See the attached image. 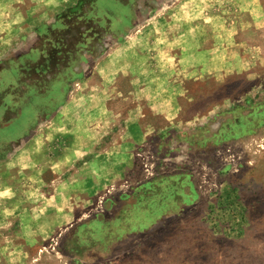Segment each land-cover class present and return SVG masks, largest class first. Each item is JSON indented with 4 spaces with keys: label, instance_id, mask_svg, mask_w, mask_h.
Returning a JSON list of instances; mask_svg holds the SVG:
<instances>
[{
    "label": "rangeland",
    "instance_id": "1",
    "mask_svg": "<svg viewBox=\"0 0 264 264\" xmlns=\"http://www.w3.org/2000/svg\"><path fill=\"white\" fill-rule=\"evenodd\" d=\"M0 264H264V0H0Z\"/></svg>",
    "mask_w": 264,
    "mask_h": 264
},
{
    "label": "crops",
    "instance_id": "2",
    "mask_svg": "<svg viewBox=\"0 0 264 264\" xmlns=\"http://www.w3.org/2000/svg\"><path fill=\"white\" fill-rule=\"evenodd\" d=\"M118 42H123V40H118ZM12 75V74H11Z\"/></svg>",
    "mask_w": 264,
    "mask_h": 264
}]
</instances>
